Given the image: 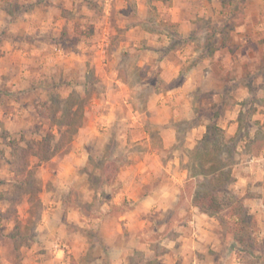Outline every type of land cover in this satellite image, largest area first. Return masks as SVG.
Listing matches in <instances>:
<instances>
[{
  "label": "rangeland",
  "instance_id": "1",
  "mask_svg": "<svg viewBox=\"0 0 264 264\" xmlns=\"http://www.w3.org/2000/svg\"><path fill=\"white\" fill-rule=\"evenodd\" d=\"M154 1L0 0V264H52L54 258L78 264L81 249L85 264L108 260L104 245L97 250L96 230L109 238L111 230H127L129 221L134 230H150L151 242L148 259L136 252L132 264H152L154 256L167 254L161 239L165 245L174 241L186 215L154 208L142 218L120 219L133 208L131 199L118 197L120 178L141 161L152 168L142 191L171 182L164 168L175 163L176 176L185 174L179 189H171L176 209L189 212L197 200L211 199L209 214L196 209L206 217V230H213L214 264H264V35L254 51L234 38L226 45L230 58L238 49L256 58H238L222 74L230 81L238 77L244 95L229 83L220 97L194 92L193 116L182 121L158 122L149 113L134 121V111L145 113L148 95L164 86L158 69L148 74L149 66H139L146 48L140 31L175 30ZM241 1L228 0V10ZM249 12H240L246 24L264 22V8L259 16ZM182 45L174 37L168 48ZM224 60L216 55L217 64ZM38 104L46 115L35 111ZM225 112L228 118L218 123ZM37 141H44L37 146L48 147L50 157H29L31 174L22 176L18 151ZM72 233L87 240L86 252L80 238L67 239Z\"/></svg>",
  "mask_w": 264,
  "mask_h": 264
},
{
  "label": "crops",
  "instance_id": "2",
  "mask_svg": "<svg viewBox=\"0 0 264 264\" xmlns=\"http://www.w3.org/2000/svg\"><path fill=\"white\" fill-rule=\"evenodd\" d=\"M154 5L157 6L158 12H163L169 17L175 30L170 35L167 33L152 35L144 30L140 31L139 43L145 44L146 48L140 51V58L143 61L140 62L139 66H149L150 71H148V74H152L154 69H158L159 78L164 86L157 88L148 95L145 103V113H139L135 110L132 119L134 121L140 120L143 115L149 113L152 116L151 119H156L158 122L167 121L165 118L182 121L186 116H193L194 102L192 98L194 92L214 91L217 93L216 96L220 97L229 83H235L237 85L236 90H238L236 94L241 95L245 89L243 86H238V77L236 81H230L222 74L225 75L233 70L234 60L255 57L254 54L251 56L249 51L244 52L238 49L235 58H230L228 46L232 45L234 38L237 43L252 45V51L257 49V42L262 38L261 35H264L259 32L264 31V22H262L263 25L259 21L246 24L245 20L239 16L242 11H250V14L261 15V8H264L263 0H243L240 3L238 2L235 10L231 12L228 10V0H155ZM141 9L147 11L146 7ZM140 16L145 18L146 12H142ZM246 28L250 29L251 34L246 33ZM174 37L180 39L183 45L171 50L168 47L173 42ZM210 43H213L212 53L208 51V47L211 45L207 44ZM227 44L228 46H226ZM129 45L131 46V43L127 41V46ZM137 45V42L132 43L133 47ZM163 49L165 52L162 51ZM217 54L225 56V60L220 64L215 61ZM230 61L231 63H229ZM216 67H220V73L216 72ZM235 74L237 76L239 71ZM179 78H181V81L173 85ZM141 87H144V84ZM126 89L131 90L132 88L126 85ZM237 99L238 102L235 105L236 124L239 122L242 101L245 98ZM124 102L132 108L133 104L129 100ZM229 113L225 112L223 118L218 119L217 122H225L224 119L228 118ZM144 135V138L149 137L147 132H144ZM161 135L163 136V134ZM175 166V163H168L164 168V171L169 173L171 182L168 184L162 182L158 188L148 193L142 190L145 187L144 185L149 183L146 177L152 175L150 164L141 161L137 165L131 164L126 167L125 176L120 178L124 184L123 189L118 193V197L121 195L123 200L131 199L133 208L122 214L120 219L128 221L134 218H142L143 215L150 213L154 208H156V211H162L163 214L173 210L179 217L186 215L185 222L177 225L179 230H176L178 234L175 236L178 237L174 241H169L170 243L165 245L164 239H161L163 241L161 243H164L162 247L168 249V251L165 250L167 254L154 256L152 264H214L215 259L212 258V253L215 250V240L213 230H206V217L198 213L196 206L192 207L189 212L179 208L176 209L178 198L175 196V192L171 194V189H179L178 184L181 183L185 174L181 171L176 176ZM111 185H113V182L108 183L106 186ZM134 189L137 196L133 194ZM202 217H205L203 224ZM125 226H128L127 230H111L108 234L109 238H103L99 233L101 230H96L98 231L96 236L99 237V239L95 238L97 250L99 248V251L102 252L101 248L104 245L108 260L97 258V260L92 261V264H132L131 257L134 253L140 252L145 257L150 253L149 246L151 242L147 241L150 230H134L130 221ZM119 233H122L124 237L119 239ZM69 237L67 238L69 241L79 240L78 238H80L79 245H82V248L84 247L85 252L88 250V244H85L86 239L82 241L84 238L76 237L73 233ZM161 243L160 245H162ZM71 245H76V248L73 249L77 251L81 248L77 244L71 243ZM82 251L83 249L77 252L78 264H85L82 260V255H84H81ZM172 253L174 258H170ZM57 261L60 260L57 258L51 260L52 264H66L64 261L63 263ZM140 264H143V262Z\"/></svg>",
  "mask_w": 264,
  "mask_h": 264
},
{
  "label": "trees",
  "instance_id": "3",
  "mask_svg": "<svg viewBox=\"0 0 264 264\" xmlns=\"http://www.w3.org/2000/svg\"><path fill=\"white\" fill-rule=\"evenodd\" d=\"M207 45H211L210 47H208V51L209 52H213V43H210V44H207ZM35 111L40 114V115H46L45 113V108L43 107V105H36L35 106ZM51 135V134H49ZM53 136V135H51ZM50 136V137H51ZM44 141H37V142H34L32 143V145L30 146H27V149L25 148L24 150H16L15 151L17 152L18 151V155H17V164L18 166H16L17 168V171L18 173L22 174V176H28L31 174V171L29 169V157L31 156H35L37 157L38 159H41L43 158L42 154L45 153V155L47 156L46 158L50 157V152H49V148L47 147V150H43L42 148H38V146L42 145ZM38 145V146H37ZM38 148L36 151L35 149ZM16 156L15 155V152L13 153L12 157ZM118 172V170L116 171ZM24 185L27 186L28 184H30L27 179L24 178ZM212 201L211 199L209 198H205V199H200V200H197V202H195V206L200 210L202 211L203 213L205 214H209V207H211L212 205Z\"/></svg>",
  "mask_w": 264,
  "mask_h": 264
}]
</instances>
